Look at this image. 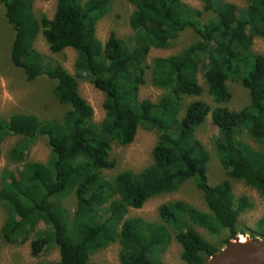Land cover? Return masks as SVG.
<instances>
[{"label":"trees","instance_id":"1","mask_svg":"<svg viewBox=\"0 0 264 264\" xmlns=\"http://www.w3.org/2000/svg\"><path fill=\"white\" fill-rule=\"evenodd\" d=\"M37 1L50 0H0L11 29L10 60L28 82L54 81L53 97L67 109L60 121L24 113L0 119V152L5 138H20L8 152L10 163L20 169H4L0 179L6 213L2 241L15 244L35 233L30 242L34 255L51 247L58 251L56 263L41 264H99L91 258L113 243L120 245L119 264H164L161 255L174 240L184 264H206L235 235L264 237V215L255 233L239 229V217L252 203L244 195L235 199L231 183L242 181L264 198V54L251 50L255 38H264V0H245L244 9L200 0L202 11L181 0H127L135 8L129 17L133 36L126 41L110 32L104 43L95 27L111 0H55L51 19L36 15ZM186 30L194 34L193 42L147 63L151 49L170 48ZM39 35L52 53L76 52L74 75L59 64H46L34 48ZM199 70L214 108L201 100L184 104V98L203 93ZM79 80L104 95L100 123L93 122L91 107L78 93ZM147 83L164 91L156 102L139 99ZM232 83L241 85L250 101L238 111L223 106L232 99ZM208 115L218 130L215 154L225 171L215 186L207 181L208 151L195 135ZM139 128L158 134L151 163L138 172L103 174L116 166L111 146L129 145ZM40 138L50 149L48 160L25 161L28 143ZM186 181L200 192L208 212L173 200L158 207L156 222L125 218L130 208L140 209ZM69 195L75 200L72 213L63 205ZM39 223L45 229L35 231Z\"/></svg>","mask_w":264,"mask_h":264},{"label":"rangeland","instance_id":"2","mask_svg":"<svg viewBox=\"0 0 264 264\" xmlns=\"http://www.w3.org/2000/svg\"><path fill=\"white\" fill-rule=\"evenodd\" d=\"M192 8L202 11V2L200 0H181ZM232 3L239 9L246 7L245 0H222ZM56 8V1H37L34 3L33 9L36 15H46L52 18ZM134 6L127 0H111L107 15L97 22L95 30L98 39L104 43L110 32H114L117 37L130 41L133 31L129 26V17L134 11ZM204 18H211L209 12H203ZM11 29L6 24L3 17L2 7L0 5V119L6 120L14 113H24L36 115L39 119L60 121L67 107L60 105L54 99L52 88L54 81L47 77H41L33 82H28L21 69L15 67L10 60V43L12 41ZM195 36L191 30H186L180 34L177 41L168 49H151L147 63L151 64L153 58L168 57L178 53L186 45L193 42ZM34 48L45 57L46 64L54 66L59 64L66 69L71 75H74V61L76 52L71 48H66L63 52L55 54L49 51L43 37L39 35L35 42ZM251 50L257 54H264V38H255L251 46ZM149 76V70H147ZM198 83L204 88L203 93L199 97L184 98V104L195 100L206 102L211 108L216 107L211 97L206 92V85L199 70L197 74ZM232 94V99L228 104L223 106L229 110L238 111L249 105V97L247 91L238 83L228 84ZM78 93L92 109L93 122L100 123L104 118V109L102 103L104 95L101 91L94 88L85 81H78ZM164 93L162 89L155 88L149 83L140 87L139 99H148L156 102ZM196 137L203 143L209 154L207 162V181L211 186L219 184L225 179V171L221 167L215 154V138H217L218 130L210 120L209 115L205 121L195 129ZM241 140L249 144L251 147L258 149V146L247 136L241 135ZM20 140L17 136H8L1 144L0 152V179L4 169L16 171L20 169V165L10 163L8 158L9 150ZM158 140L156 131H148L142 128L137 130L134 140L126 146L113 144L111 146L110 157L116 163L114 169L104 171L103 174L113 176L124 170L138 172L151 163V151ZM50 154V149L43 138L28 143L26 151L27 162H43L45 163ZM232 188L235 199L239 196H246L252 203V208L242 213L239 217V229L249 230L255 233V226L258 219L264 215V198L257 191L246 186L242 181H233ZM173 200H182L194 206L196 209L208 212L204 200L200 192L196 189L191 181L184 182L178 190L173 193L155 196L147 200L140 209H129L125 218H142L146 221H158L157 209L160 205ZM63 205L69 212H73L75 208V200L73 195H69L63 199ZM6 218V213L0 205V231ZM191 229L200 234L209 241H215L204 229L196 226ZM45 225L39 223L35 229L43 230ZM35 233H31L25 241L15 244H6L1 239L0 232V264H41L56 263L59 259L58 251L55 247H51L39 252L37 255L32 253L31 239ZM249 238L250 234L242 235ZM120 245L113 243L107 248L97 252L91 260L99 264H119ZM180 245L174 240L170 243L161 260L164 264H184L180 258Z\"/></svg>","mask_w":264,"mask_h":264},{"label":"water","instance_id":"3","mask_svg":"<svg viewBox=\"0 0 264 264\" xmlns=\"http://www.w3.org/2000/svg\"><path fill=\"white\" fill-rule=\"evenodd\" d=\"M240 237L245 239L244 243L239 242ZM206 264H264V237L235 235Z\"/></svg>","mask_w":264,"mask_h":264},{"label":"bare ground","instance_id":"4","mask_svg":"<svg viewBox=\"0 0 264 264\" xmlns=\"http://www.w3.org/2000/svg\"><path fill=\"white\" fill-rule=\"evenodd\" d=\"M239 242H240V243H244V242H245V239H244L243 237H240V238H239Z\"/></svg>","mask_w":264,"mask_h":264}]
</instances>
